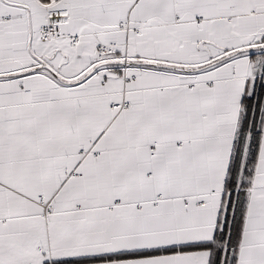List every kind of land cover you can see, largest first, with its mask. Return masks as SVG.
<instances>
[{"label": "snow or ice", "instance_id": "1", "mask_svg": "<svg viewBox=\"0 0 264 264\" xmlns=\"http://www.w3.org/2000/svg\"><path fill=\"white\" fill-rule=\"evenodd\" d=\"M0 264H264V0H0Z\"/></svg>", "mask_w": 264, "mask_h": 264}]
</instances>
